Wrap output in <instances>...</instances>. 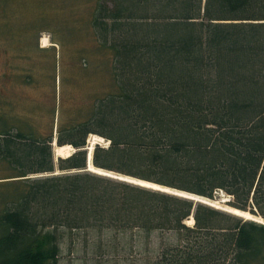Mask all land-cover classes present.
Here are the masks:
<instances>
[{
    "label": "trees",
    "instance_id": "16d2710c",
    "mask_svg": "<svg viewBox=\"0 0 264 264\" xmlns=\"http://www.w3.org/2000/svg\"><path fill=\"white\" fill-rule=\"evenodd\" d=\"M91 26L113 51L117 92L56 139L0 129L15 172L0 264H58L64 246L99 259L152 252L148 264H264V223L88 171L84 149L99 135L109 145L95 144L94 167L209 199L223 191L264 219V0H99ZM54 139L76 151L55 162Z\"/></svg>",
    "mask_w": 264,
    "mask_h": 264
},
{
    "label": "rangeland",
    "instance_id": "374dc122",
    "mask_svg": "<svg viewBox=\"0 0 264 264\" xmlns=\"http://www.w3.org/2000/svg\"><path fill=\"white\" fill-rule=\"evenodd\" d=\"M98 1L0 0V129L14 125L42 137L54 133L56 139L59 124L67 126L88 118L99 99L117 92L113 51L101 45L91 26ZM45 38L50 45H44ZM95 137L96 144L108 142L91 134L84 149L96 142ZM59 158L55 155V162ZM57 173L61 171L56 168L54 173L29 177ZM14 174L0 159V211L1 196L9 188L8 181L15 180L9 178ZM215 196L213 202L220 210L232 207L225 192ZM153 245L154 249L160 246ZM152 259V252L99 259L64 246L58 264H148Z\"/></svg>",
    "mask_w": 264,
    "mask_h": 264
},
{
    "label": "bare ground",
    "instance_id": "6f19581e",
    "mask_svg": "<svg viewBox=\"0 0 264 264\" xmlns=\"http://www.w3.org/2000/svg\"><path fill=\"white\" fill-rule=\"evenodd\" d=\"M43 43L46 46L50 45V41L47 38L44 39ZM94 140L96 142H94L92 144V146H89V148H88L89 151H90L89 171L94 172V173H97V174L109 176V177L110 176H113L114 177L115 174H113L111 172H107V171H105L103 169L96 168V167H94L92 165V162H91V159H92V151L94 149L95 144L97 143V137H95ZM53 146H54V149H53L54 150V154L57 157L66 158V157H69L73 153L72 152L73 147L71 145H69V144H66V145H63V146H59L56 142H54ZM130 179H133L132 181H134V180L135 181H141V182L144 183V185H147L149 187H153L155 189H162V191H169V188H167V187H163V186L158 185V184H155V183H150V182L138 180V179H135V178H132V177H128V176H124L122 180L130 181ZM213 206L219 207V206H216L215 204H213ZM224 210L229 211L231 214L236 215L238 217H241V218H243L245 220H251V221L258 222V223H264V220L262 221L263 218L261 216L252 214V213H250L248 211H242L240 209L233 208V207H228V208H225ZM186 222L192 224L193 223V219L191 218V219L187 220Z\"/></svg>",
    "mask_w": 264,
    "mask_h": 264
},
{
    "label": "water",
    "instance_id": "95a60500",
    "mask_svg": "<svg viewBox=\"0 0 264 264\" xmlns=\"http://www.w3.org/2000/svg\"><path fill=\"white\" fill-rule=\"evenodd\" d=\"M89 157H90V154H88V162H89ZM88 171H89V166H88ZM73 172H80V171H76V170L71 171V173H73ZM110 177L113 178V179H117V180L125 181V182H128V183L140 185V186H143V187L145 186L147 188L155 189L153 187H149L147 185H144V183L141 182V181H135V180L132 181L133 179H130V181L122 180L123 177H124L122 175H116L115 174L114 177L113 176H110ZM156 190L162 191V189H156ZM164 192L171 193V194L176 195V196H180V197H184V198L190 199V200L194 201L195 203H201V204H205V205H208V206H211V207H215V206H213V204H214L213 201H214L215 198L214 199H209V198L197 196V195H194V194H191V193H188V192L171 190V189H169V191H164ZM215 208L219 209L218 207H215ZM224 211H226V210H224ZM226 212H229V211H226Z\"/></svg>",
    "mask_w": 264,
    "mask_h": 264
},
{
    "label": "built area",
    "instance_id": "2783aa9c",
    "mask_svg": "<svg viewBox=\"0 0 264 264\" xmlns=\"http://www.w3.org/2000/svg\"><path fill=\"white\" fill-rule=\"evenodd\" d=\"M108 144H109V143L107 142V144H105V146L107 147Z\"/></svg>",
    "mask_w": 264,
    "mask_h": 264
}]
</instances>
